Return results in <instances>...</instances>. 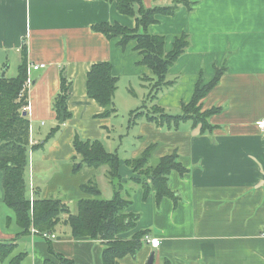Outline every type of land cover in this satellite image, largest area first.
<instances>
[{"label": "crops", "instance_id": "obj_1", "mask_svg": "<svg viewBox=\"0 0 264 264\" xmlns=\"http://www.w3.org/2000/svg\"><path fill=\"white\" fill-rule=\"evenodd\" d=\"M178 1L143 0L145 8L177 5L175 12L159 15L146 28L149 34L166 38V53L177 38H188V46L169 67L167 80L172 83L156 94L158 104L165 112L181 114L183 104L194 98L197 81L208 85L219 73L218 83L200 102L202 111H216L207 117L210 127L204 132L190 119L172 127L141 122L139 144L131 156L121 157V177L115 180L107 166L81 164L73 141L77 135L109 141L114 114L101 117L103 107L88 95L87 79L94 64L111 63L118 79L116 108L119 101H130L124 87L138 83L146 90L143 78L154 75L139 63L142 54L135 48L136 41L122 46L120 37L109 38L95 30L96 25L109 22L144 29L136 17L122 13L110 0H0V75L17 76L26 53L32 79L27 111L28 195L32 200L37 194L61 199L77 210V201L89 196L82 186L92 182L102 196L103 188L95 180L99 173L108 175L112 196L107 193L104 199L115 196L117 184L122 195L131 194L128 211L139 215L136 226L120 237L129 239L149 230L151 237L161 240L157 248L143 242L135 255L121 258V264H148L152 253L154 264L166 260L264 264V132L257 124L264 118V0ZM35 64L45 67L33 69ZM62 76L71 82L67 100L72 116L59 124L55 103ZM153 143L154 157L175 152L187 170L169 175L174 198L159 201L155 192L144 198L143 186L132 180L136 173L126 159L139 157ZM5 197L0 170V239L14 242V250L6 259L0 258V264H10L18 256L21 264H58L56 253L75 264H105L106 243L75 238L64 223L57 226L54 238H45L34 228L21 235Z\"/></svg>", "mask_w": 264, "mask_h": 264}, {"label": "trees", "instance_id": "obj_2", "mask_svg": "<svg viewBox=\"0 0 264 264\" xmlns=\"http://www.w3.org/2000/svg\"><path fill=\"white\" fill-rule=\"evenodd\" d=\"M110 1L117 2V8L122 13L136 17L139 28L144 30H133L124 25L109 22L97 24L95 30L109 38L120 37L122 46H127L132 40L137 42L135 48L142 54V60L139 63L147 66L154 74L151 75L152 78L150 76L143 78L144 83H152L150 95L154 97L166 85L172 83L167 80L169 67L188 46V38L184 35L177 38L174 48L166 53L164 50L166 38L161 35L149 34L146 28L150 23L157 22L159 15L175 12L177 5L164 8H145L143 0ZM183 1L187 3L188 0ZM137 7L139 13L136 10ZM24 57V60L19 64L17 76L0 77V170L4 175L5 203L15 211L16 219L22 229L21 235L29 233L32 228L37 233L53 234L57 226L64 223L70 226L75 238L88 237L105 242L107 246L103 254L105 264H121L120 259L127 255H135L142 248L145 237L149 235V230H141L134 233L132 238L122 239L120 237L133 229L139 219V215L128 211V206L133 203L131 194L122 195V188L116 184L115 196L111 200H107L101 196L99 188L91 182L82 186L89 196L77 201V210L73 213L71 206L63 203L61 199L44 198L37 194L32 200L28 195L25 172L30 163L31 130L30 119L25 110V107L29 105L26 53ZM218 80L219 73L208 85L203 86L202 81L198 80L194 98L190 103L183 104L181 114L165 112V109L153 100L154 104L149 111L146 112L142 109L131 111L132 118L135 120L139 116H145L148 122L169 127L177 126L182 120L190 119L195 126L199 124L201 131L204 132L210 127L206 124L207 117L216 110L202 111L200 102L205 94L218 83ZM117 82L118 79L112 73L110 62L96 63L92 66L87 79L88 95L92 99H96L103 107L104 111L100 115L103 118H109L117 112L113 99L118 88ZM61 85V92L56 98L55 108L60 118L65 115V119H68L72 116L67 100L71 82L62 76ZM24 111L27 114L24 115ZM73 144L77 155L81 156V164L94 168L107 166L109 176L115 180L120 179L121 157L116 152L107 150L100 139H84L77 135ZM155 148L156 144L153 143L139 157L126 159L127 164L136 173L132 180L143 186L144 198H147L151 192L156 193V198L159 201L165 197L174 198V192L168 185L169 175L173 171L184 174L187 170L175 152L154 160ZM74 168L77 169L78 164H75ZM140 169L149 174L150 171L152 172L150 182L141 180L137 176ZM13 243L0 239L1 259L10 256L14 250ZM56 256L58 264H75L71 259H66L58 253ZM20 259L21 256L14 257L10 264H21ZM47 264L56 263L48 261ZM165 264H171V262L166 260Z\"/></svg>", "mask_w": 264, "mask_h": 264}, {"label": "rangeland", "instance_id": "obj_3", "mask_svg": "<svg viewBox=\"0 0 264 264\" xmlns=\"http://www.w3.org/2000/svg\"><path fill=\"white\" fill-rule=\"evenodd\" d=\"M1 76L2 75H0V77ZM145 83L147 84L146 90H143L142 86L138 83L132 86H130L129 84L128 85L129 91H127L128 86L126 88L124 87V90H126V92H128L129 95H127V93L125 92L124 94L130 99V101L128 102H126V100L119 101L118 103L119 107L117 106V112L110 119L109 126L111 130L109 131L110 132L109 141L106 138H104L103 140L104 143H107L106 145L108 146V149H111L112 151L116 152L120 157L127 155V156L122 157L123 159L127 158L128 156H131L134 153V150L136 149L135 147L139 144V140L137 139L138 138L137 132L139 131L140 127H137V126L141 122H144V121L148 122L145 116H139L138 119L133 120L130 112L132 110H138V109H142L147 112L151 108L152 104H154V102L158 103L157 97L156 96L151 97L152 95H150L152 83H149V82H145ZM168 112L171 114H177L176 112L178 111L169 110ZM107 132L108 131L106 130L105 134H108ZM126 151H128V154H125ZM155 159H157L156 156L154 157V160ZM103 168H106V167L104 166ZM150 174L152 176L151 171H150ZM150 174L147 171L145 170L143 171L142 169H140L139 173H137V176H139L141 180H146L150 182V180L152 179ZM95 181H97L99 185L103 188V195H102L103 198L106 197L104 195L107 193H108L107 195H110V197L112 196V193H111L112 187H110L109 185L110 182H109L108 175H102L99 173ZM72 209H75L76 211V208L72 207Z\"/></svg>", "mask_w": 264, "mask_h": 264}, {"label": "built area", "instance_id": "obj_4", "mask_svg": "<svg viewBox=\"0 0 264 264\" xmlns=\"http://www.w3.org/2000/svg\"><path fill=\"white\" fill-rule=\"evenodd\" d=\"M43 67H45V64H35L34 66H33V69H39V68H43ZM27 86H30L31 84H32V79L31 78H29L28 77V80H27ZM29 108H30V106L29 105H27L26 107H25V110L26 111H28L29 110ZM257 124H258V127L264 132V118H262L261 120H259L258 122H257ZM43 233V235L45 236V238H54V237H56L57 235L55 234V233H53V234H51V233H47V232H42ZM145 241L148 243V244H151L152 245V247H154V248H157V247H159L161 244V240L158 238V237H151L150 235H147L146 237H145Z\"/></svg>", "mask_w": 264, "mask_h": 264}, {"label": "water", "instance_id": "obj_5", "mask_svg": "<svg viewBox=\"0 0 264 264\" xmlns=\"http://www.w3.org/2000/svg\"><path fill=\"white\" fill-rule=\"evenodd\" d=\"M2 77H5V74H3ZM25 114H27V113L24 111V115H25ZM64 122H65V115H63V116L61 117V119H60V121H59V124H64ZM154 261H155V259H154V253H152L151 256H150V258H149L148 263H149V264H153Z\"/></svg>", "mask_w": 264, "mask_h": 264}]
</instances>
